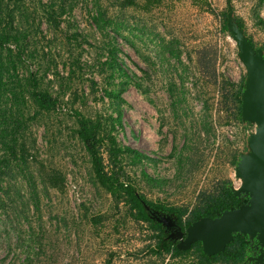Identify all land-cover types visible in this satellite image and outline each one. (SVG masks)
Wrapping results in <instances>:
<instances>
[{
	"label": "rangeland",
	"instance_id": "rangeland-1",
	"mask_svg": "<svg viewBox=\"0 0 264 264\" xmlns=\"http://www.w3.org/2000/svg\"><path fill=\"white\" fill-rule=\"evenodd\" d=\"M135 1L0 0V264H103L109 249L148 245V228L97 181L75 111L149 157L113 159L108 142L102 147L105 170L146 201L189 206L217 179L250 193L247 206L195 223L181 244L201 239L218 250L241 231L259 248L251 260L264 264V220H247L264 209V1ZM204 46L216 50L218 72L244 77L241 124H226L218 109L197 62ZM32 78L57 111L37 108ZM225 139L238 150L234 166L216 150ZM168 234L181 237L171 224Z\"/></svg>",
	"mask_w": 264,
	"mask_h": 264
},
{
	"label": "trees",
	"instance_id": "trees-1",
	"mask_svg": "<svg viewBox=\"0 0 264 264\" xmlns=\"http://www.w3.org/2000/svg\"><path fill=\"white\" fill-rule=\"evenodd\" d=\"M120 8L136 6L135 0H115ZM264 0H260L263 2ZM148 3L152 2L147 0ZM5 39H0L3 46ZM197 62L204 69L206 83L217 88L219 101L218 109L224 111L225 123L228 125L241 124L243 112V92L245 81L242 77L234 81L230 77L218 72L212 64L216 50L212 46H204L197 51ZM31 98L37 108L45 112L58 110V100L49 92L40 90L35 79L29 83ZM168 94L175 104V94L172 86ZM110 98H120L118 93L107 92ZM204 111H206L204 109ZM207 112V111H206ZM77 122V137L91 159L94 175L100 185L117 201L123 202L133 222L148 228V245L142 249L122 250L109 249L105 254L103 264H255L253 258L259 254V248L249 234L233 231L224 242L221 249L209 251L201 239L190 240L186 247L182 241L187 240L189 229L201 220L214 221L224 213L235 212L247 206L251 195L248 192L236 193L230 186L228 179H217L209 188L201 189L191 205L168 206L160 202H149L138 196L131 183L122 181L114 171H106L103 164L102 147L108 142V154L113 159L123 154H131L137 161L149 158L140 151L131 147H121L115 137H104V123L98 118L86 117L75 111ZM213 132L212 123H205L201 133L209 139ZM206 138V139H207ZM189 143V137L184 135V145ZM231 140L225 139L223 144L216 147L220 153L228 154L227 161L234 166L238 162L237 149L232 147ZM229 152V153H228ZM170 157H174L171 152ZM222 163H224L222 161ZM185 164V163H184ZM98 218H94L96 223ZM169 224L175 226L181 237L172 238L168 234Z\"/></svg>",
	"mask_w": 264,
	"mask_h": 264
},
{
	"label": "water",
	"instance_id": "water-1",
	"mask_svg": "<svg viewBox=\"0 0 264 264\" xmlns=\"http://www.w3.org/2000/svg\"><path fill=\"white\" fill-rule=\"evenodd\" d=\"M237 211H238V210H237ZM237 211H235V212H237ZM261 211L263 212L264 209L252 213L251 215L248 216V219H247V220H249V222H253V221H256V220H264V213H261ZM228 213H230V212H228ZM231 213H234V212H231ZM260 216H261V217H260ZM227 239H228V238H226L225 241H226ZM223 244H224V243H223ZM207 249H208L209 251H216V250H211V249L208 248V247H207ZM218 250H219V249H218Z\"/></svg>",
	"mask_w": 264,
	"mask_h": 264
},
{
	"label": "crops",
	"instance_id": "crops-1",
	"mask_svg": "<svg viewBox=\"0 0 264 264\" xmlns=\"http://www.w3.org/2000/svg\"><path fill=\"white\" fill-rule=\"evenodd\" d=\"M262 172H263V170H257L254 172L255 174H253V175L261 174Z\"/></svg>",
	"mask_w": 264,
	"mask_h": 264
}]
</instances>
